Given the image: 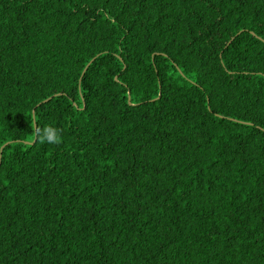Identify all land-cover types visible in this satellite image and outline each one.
<instances>
[{
  "label": "trees",
  "instance_id": "trees-1",
  "mask_svg": "<svg viewBox=\"0 0 264 264\" xmlns=\"http://www.w3.org/2000/svg\"><path fill=\"white\" fill-rule=\"evenodd\" d=\"M0 264H264V0H0Z\"/></svg>",
  "mask_w": 264,
  "mask_h": 264
},
{
  "label": "clouds",
  "instance_id": "clouds-1",
  "mask_svg": "<svg viewBox=\"0 0 264 264\" xmlns=\"http://www.w3.org/2000/svg\"><path fill=\"white\" fill-rule=\"evenodd\" d=\"M36 138L40 143L60 144L63 138L62 129L46 126L35 130Z\"/></svg>",
  "mask_w": 264,
  "mask_h": 264
}]
</instances>
